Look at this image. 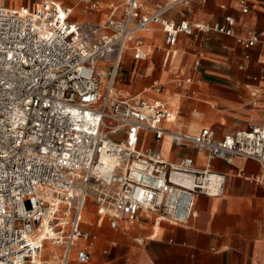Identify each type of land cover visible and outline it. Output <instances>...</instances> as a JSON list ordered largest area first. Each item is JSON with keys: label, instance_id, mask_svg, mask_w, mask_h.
Here are the masks:
<instances>
[{"label": "built area", "instance_id": "built-area-1", "mask_svg": "<svg viewBox=\"0 0 264 264\" xmlns=\"http://www.w3.org/2000/svg\"><path fill=\"white\" fill-rule=\"evenodd\" d=\"M187 1L144 12L139 0H113L99 24L73 21L72 9L54 1L0 6V264H68L72 254L86 264L95 241L82 229L87 202L96 224L112 229L142 214L184 225L196 215L197 195L224 193L226 177L210 162L231 165L243 157L264 168V127L221 139L209 128L189 136L165 127L172 111L158 81L140 93L116 88L122 54L143 59L142 35L155 25L169 50L180 35L215 33L243 49L264 43V32L237 36L232 17L191 25L164 18ZM80 3L100 9L97 1ZM238 6L247 13L245 0ZM146 135L168 137L175 147L191 144L206 165L196 168L187 157L169 163L142 148Z\"/></svg>", "mask_w": 264, "mask_h": 264}, {"label": "crops", "instance_id": "crops-1", "mask_svg": "<svg viewBox=\"0 0 264 264\" xmlns=\"http://www.w3.org/2000/svg\"><path fill=\"white\" fill-rule=\"evenodd\" d=\"M4 1L1 7L16 9L54 1L72 9L73 21L99 24L113 0H92L99 3L98 12L86 9L81 0L70 4L64 0ZM139 1L142 11L152 12L173 0ZM245 1L247 13L242 14L238 0H188L167 11L164 18L191 25L223 23L232 17L236 35L246 38L253 31L264 32V0ZM142 39L145 57L134 60L130 50L122 54L116 88L123 94L140 93L158 81L164 87L161 97L172 111L166 128L189 136L209 128L221 139L251 125L264 127V43L243 49L234 38L215 33L199 34L197 39L180 35L169 50L156 25ZM148 138V147L169 163L187 157L196 168L206 165L191 144L175 147L168 137ZM209 165L225 175L224 193L218 198L197 195L196 215L184 225L142 214L133 225L112 229L107 223L96 224L94 207L87 202L82 229L92 233L95 241L86 264H264V168L243 157L234 158L231 165L220 160ZM92 221L95 226L87 228ZM68 264L81 263L72 254Z\"/></svg>", "mask_w": 264, "mask_h": 264}, {"label": "rangeland", "instance_id": "rangeland-1", "mask_svg": "<svg viewBox=\"0 0 264 264\" xmlns=\"http://www.w3.org/2000/svg\"><path fill=\"white\" fill-rule=\"evenodd\" d=\"M38 2L40 1V0H37ZM3 3H5V1L4 0H0V4H3ZM64 3H66V4H70V3H76V0H64ZM168 101H170L169 99H167ZM176 102H174V104L171 102V105L172 106H175L176 104H175ZM149 135H146L145 137H144V141H143V143H142V148H144V147H148V145H150V141H149ZM114 138H119L118 136H116V137H114ZM150 216V215H149ZM94 217H92V219H93ZM91 224H93V221L91 222V223H89L86 227L87 228H91V227H89ZM95 226V224H93V226H92V228ZM47 254L48 253H45V257L47 256Z\"/></svg>", "mask_w": 264, "mask_h": 264}]
</instances>
